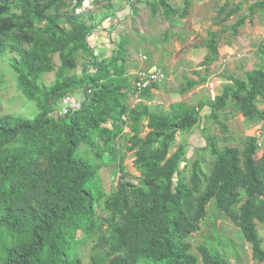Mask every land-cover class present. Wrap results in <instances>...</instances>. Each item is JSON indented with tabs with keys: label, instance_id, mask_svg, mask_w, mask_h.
I'll list each match as a JSON object with an SVG mask.
<instances>
[{
	"label": "trees",
	"instance_id": "16d2710c",
	"mask_svg": "<svg viewBox=\"0 0 264 264\" xmlns=\"http://www.w3.org/2000/svg\"><path fill=\"white\" fill-rule=\"evenodd\" d=\"M85 1L0 0V55H15L9 63L18 87L39 111L34 119L0 115V264H83L76 252L80 233L98 234V249L109 246L92 264H232L207 244L198 247L199 254L193 252L190 240L211 204L252 245L253 261L264 264L261 137L244 138L242 148L222 146L219 136L209 137L211 170L203 171L195 160L189 179L183 167L187 149H176L180 136L203 122L206 108L208 118L224 132L229 127L220 114L231 104L249 125L264 127V52L260 67L243 79L228 77L230 83L215 100L196 107L174 104L167 113L146 103L155 85L135 106L128 76L130 40L121 36L113 54L102 60L92 44L99 29L108 31L105 25L116 16V8L106 0L95 11L86 8L77 14ZM169 1L156 0L150 7L154 15L162 10L171 30L178 19L189 16L191 2L176 7ZM247 1L226 0L218 9L214 24L222 29L209 34L207 55L199 65L205 74L195 71L199 80L190 79L182 94L208 84L220 58L222 34L230 31L237 38L256 10H264V1H259L249 5V15H241ZM233 18L236 24L227 25ZM50 73L55 80L46 86L43 78ZM79 96L83 102L78 110L64 108ZM82 146L93 159L80 154ZM129 152H134L141 174L138 183L125 166ZM106 155L123 175L113 192L96 198L93 185L108 167L102 163ZM104 225L110 236L101 234Z\"/></svg>",
	"mask_w": 264,
	"mask_h": 264
},
{
	"label": "rangeland",
	"instance_id": "374dc122",
	"mask_svg": "<svg viewBox=\"0 0 264 264\" xmlns=\"http://www.w3.org/2000/svg\"><path fill=\"white\" fill-rule=\"evenodd\" d=\"M155 1L112 0L111 5L113 4L114 8H116V16L105 25L109 31L98 30L97 39L92 42L96 55L100 59L104 57L109 58L118 46L120 39L118 35L121 34V36H125L129 40L132 39L134 41V45L133 43L132 45L137 56L135 60L141 62L142 59L138 53L149 50L156 59L159 58L162 64H164V60L169 53L173 51L182 53L184 50L192 49L194 45L205 47L209 41V34L222 29L216 26L214 21L218 15V9L226 0H190L191 10L189 16L186 19H178L172 30H170V23L165 19L162 10H159L157 15L152 13L150 4ZM184 1L170 0L169 2L176 7H184ZM259 1L264 0H248L245 2L241 15H249V5ZM92 3L93 0L90 6L87 7L91 11H95L103 7V5L108 4L106 0H101L100 5L96 6ZM120 17L121 20H119ZM236 22L237 18H233L227 25L232 26ZM130 24L131 26H129ZM167 31H169V35L171 34V37H168L169 41L165 39ZM231 34L232 32L229 31L228 33L222 34L221 38L223 45L220 53L224 55L225 61L215 66L214 70L212 69L208 84L194 90L195 92L188 99V103L182 104L196 107L203 98H207V100L208 97L211 98L213 93L217 98L221 94L218 95V86L222 81L226 82L230 76L243 79L246 72H250L262 65L261 53L264 52V10H256L252 20H248L239 29V36L237 38H231ZM107 41L109 44H104ZM226 41L232 42V45H228ZM240 55L242 57H239ZM147 56L149 57L148 62L151 63L153 61L151 55L148 54ZM14 57L15 55L11 53L0 55V115L13 114L34 119L39 114V111L33 102L26 99L18 87L16 76L9 63ZM204 59L203 57L199 59V65ZM55 64L57 66L60 65L58 57L55 58ZM54 80L55 74L50 73L44 76L43 83L48 86ZM211 83H216V89L213 93L210 90ZM178 88L181 89L182 87L178 86ZM67 106L69 104H64V108H67ZM261 109L264 110V104ZM66 111L64 110L63 113H66ZM166 112L171 113V107ZM208 117L206 123L202 122L191 133L182 134L176 143V149L181 145H185L187 148L186 164L183 167L186 169L184 176L188 179L192 175L193 162L195 160L201 162V169L203 171L210 172L214 159L208 145L209 137L217 135L222 139V146L232 145L239 148H242V140L246 137L259 136L261 137V141H264L263 124L255 126L249 125L242 114L235 112L232 104L228 111L220 114V120L229 127L228 132H224L220 125ZM147 132L149 130H146L143 135H146ZM227 137L230 140H225ZM131 146V144H128V149ZM86 149V146H82L80 148V154L83 157L86 155L93 159L94 154ZM128 149L125 150L129 151ZM261 156L262 153L258 155V157ZM135 160L134 152H129L125 160V166L127 167L131 180L138 183V178L141 174L135 167ZM102 163L108 164V167L100 171V179L96 180L93 185V193L96 198L103 191L106 193L113 192L118 187L120 176L123 175L122 173H118L111 156L106 155ZM98 213L103 216V210L101 208L98 209ZM103 229L104 231L101 234L107 233L110 236L108 232L109 226L104 225ZM259 232L264 241V225H259ZM190 242L193 245V252L195 254H199L198 247L200 245L207 244L214 252L229 259L232 264H257L253 261L252 245L245 241L240 229L230 219L220 213L214 204L208 207L207 218L202 221L199 231L193 234ZM76 244H78L76 252L83 264H92L94 258L100 257L109 248V246L102 250L97 248L99 245L98 234L88 236L85 233H80Z\"/></svg>",
	"mask_w": 264,
	"mask_h": 264
},
{
	"label": "crops",
	"instance_id": "0c3cea01",
	"mask_svg": "<svg viewBox=\"0 0 264 264\" xmlns=\"http://www.w3.org/2000/svg\"><path fill=\"white\" fill-rule=\"evenodd\" d=\"M119 20H121V17ZM129 26H131V24ZM118 36L120 37L119 39V43H120L121 34H119ZM130 42H131V45H130V49L128 52L130 68L128 70V76L132 77L131 78L132 80V90L131 91L132 92L134 91V85H135V82L137 81L138 74L140 72H145V71L153 72L156 70H162L166 74L167 79L163 83L158 84L156 89H153V98L151 100L146 101V103H148L150 106H152L155 109H161L165 111H169L171 105L188 103V99L192 97L193 96L192 94L195 92L194 90L198 89L199 87L190 91L187 94H182L181 89H179L178 86L180 87L185 86L186 84H188L190 79H194L196 81L199 80V77L194 75V72L197 71V72H202V74L204 73L203 68H200L198 66L199 65L198 62H199V59H201L202 57L205 58L207 54L206 48L203 46L200 48L199 47L195 48L196 46L194 45V47L190 50L183 51L182 49L183 51L182 53L173 51L172 53H169V55L164 60V64H162V61H160L159 58L156 59L155 56H153L149 50L141 51L140 53H138L140 58L142 59L141 62H138L137 60H135L137 56L133 48L134 41L130 39ZM104 44H109V42L107 41V43H104ZM148 54H150L152 57L153 61L151 63L148 62L149 60V57L147 56ZM239 57H242V56L240 55ZM104 58H107V57H104ZM223 61H225L224 55L220 53V58L218 62L212 67V69L214 70L215 66L220 65ZM222 82L218 86V95L222 93L223 91L222 85H225L226 83H230L229 81H226L223 83ZM209 99L210 98L208 97V100ZM208 100L207 98L206 99L203 98L200 103L206 102ZM208 110L209 108H206L204 111V115H205L203 118L204 123L208 121L207 116H210L211 114V112ZM128 130L129 129H126V132H128Z\"/></svg>",
	"mask_w": 264,
	"mask_h": 264
},
{
	"label": "built area",
	"instance_id": "2783aa9c",
	"mask_svg": "<svg viewBox=\"0 0 264 264\" xmlns=\"http://www.w3.org/2000/svg\"><path fill=\"white\" fill-rule=\"evenodd\" d=\"M92 0H87L84 3V9H78L77 13L81 14L87 7L90 6ZM167 77L164 71L162 70H156V71H145V72H140L138 74L137 81L135 82L134 85V100H135V106L138 105L139 103H142L144 100L142 99L143 93L148 90L153 88L155 85H158L160 83H163L166 81ZM216 89V83H211L210 84V90L213 93L214 90ZM212 100L216 99L215 94L213 93V96H211ZM83 102V97L79 96L76 98H73L69 102V107L73 110L76 111L80 108L81 104ZM67 112V111H66ZM124 121L128 120V116L125 115L123 117Z\"/></svg>",
	"mask_w": 264,
	"mask_h": 264
},
{
	"label": "clouds",
	"instance_id": "9594fccd",
	"mask_svg": "<svg viewBox=\"0 0 264 264\" xmlns=\"http://www.w3.org/2000/svg\"><path fill=\"white\" fill-rule=\"evenodd\" d=\"M128 129V128H127Z\"/></svg>",
	"mask_w": 264,
	"mask_h": 264
}]
</instances>
